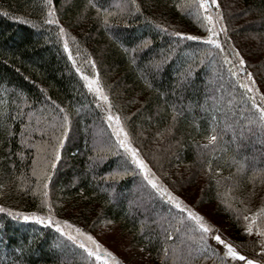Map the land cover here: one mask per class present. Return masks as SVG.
Listing matches in <instances>:
<instances>
[{"label": "trees", "instance_id": "trees-1", "mask_svg": "<svg viewBox=\"0 0 264 264\" xmlns=\"http://www.w3.org/2000/svg\"><path fill=\"white\" fill-rule=\"evenodd\" d=\"M95 2L115 15L98 13L89 0H52L48 6L44 0H0V207L45 217L50 210L55 219H71L84 229L111 222L147 253L150 264H184L189 248L205 247L198 233H186L177 223L178 209L142 186L138 170L111 138L79 67L100 80L133 146L169 191L170 178L195 172L201 180L193 184L202 203L214 205L217 215L227 220L231 239L250 250L254 237L243 233L242 219L238 221L228 204L241 208L243 200L255 207L264 197V183L257 175L264 168V129L249 123L256 117L238 81L251 87V68L239 65L231 28L222 23L224 53L211 48L208 55L210 46L202 41L179 42L169 35H206L191 14V0H136L138 12L129 0ZM238 3L241 14L250 16L243 31L264 44V0ZM48 7L55 12L56 24L45 22ZM60 28L70 41L60 35ZM65 42L76 66L64 51ZM90 56L95 72L90 63H83ZM224 56L232 64H226ZM64 115L69 117L68 132L57 167L47 169L52 175L45 189L41 157H51ZM212 127L219 133L215 152L198 147L208 143L205 137ZM232 157L245 164L243 173L237 172ZM209 160L211 171L206 167ZM169 233L172 239H167ZM208 245L195 264H217L218 246L210 238ZM82 256L83 250L54 228L0 212V264H85Z\"/></svg>", "mask_w": 264, "mask_h": 264}, {"label": "snow or ice", "instance_id": "snow-or-ice-1", "mask_svg": "<svg viewBox=\"0 0 264 264\" xmlns=\"http://www.w3.org/2000/svg\"><path fill=\"white\" fill-rule=\"evenodd\" d=\"M45 6L51 5L52 0H44ZM132 8L135 11H139V6L136 4V0H129ZM89 5L97 8V12H104L107 15H115L113 12H109L107 8H103L102 5H98L95 0H89ZM195 7V12L191 13L195 15L196 19L201 22V27L204 28L206 35H191L185 34L180 31H172L169 33L170 36L176 37L179 42L184 40L187 41H202L205 45L210 46L208 50V55H212L211 48L219 49L220 53H224L222 43L219 39V35L224 33L226 36V29L222 24V17L219 10L218 0H191L189 7ZM215 6V11L213 8ZM116 8H119L121 11L124 10L125 6L121 4H116ZM47 24H56V15L54 10L51 7H48L47 19L45 21ZM105 24H107V18L105 17ZM157 27H161L157 25ZM161 31H166V29L161 28ZM60 35H64V29L60 28ZM64 51L68 53V59L73 61V66H76L75 60L69 51L67 42L64 44ZM234 55L239 58V53L234 52ZM224 61L226 64H232V61L228 59L227 56H224ZM95 72L96 65L92 63L91 60L88 61ZM245 61L239 59V65L243 66ZM230 75L236 76V71L232 68L228 69ZM77 72L80 73L81 79L84 81V87L92 94L95 98L97 107L104 113V122L107 124L108 129L110 130L111 138L114 139L115 145L119 149H123L124 155L128 158V163H130L134 170H138V174L142 179V186H147L158 194L162 199L166 198L167 202L171 203L176 209H178L180 214V219L177 223L181 224L184 228V231L189 234L198 233L197 239L205 245L204 248H189L185 254L184 264H195V261L198 259L199 255L202 252L208 251L211 246L208 245V239L216 242L218 246V251L215 253L217 264H264V197H261V202L259 206L249 207L244 203L243 200H240V203L243 205L241 208L234 207L231 203L228 204V207L236 213L238 221L242 219L243 221V233L249 237H254L249 243L251 244L252 251L242 250V246L236 244L233 240L225 238L222 234H219L218 230H214L212 226L205 221V218L183 205L180 199L173 195L171 191L161 182V179L157 174L152 170L149 164L141 157L140 152L136 147L133 146V143L130 139L129 133L126 131L123 118L120 115L114 114L113 104L111 103L109 96L105 93L100 80L92 74H84L81 72V69L77 67ZM252 74L247 73V80L252 81ZM240 87L245 89L244 95L247 97V102L251 103V109L254 119H250L249 123L258 124L262 129H264V95H260L254 88L250 87L248 83L238 81ZM248 93H252L251 96H248ZM260 95L259 101H257L256 96ZM2 103V102H0ZM56 107L59 108V105ZM254 110V111H253ZM59 111L63 113L65 109L59 108ZM258 114V116L256 115ZM32 114L29 113V116ZM216 117L213 116L212 120H215ZM68 115L62 117V125L58 131H61L62 135L56 138V144L51 145L52 154L48 160H44L41 157L43 163V168L40 170V175L45 177L43 186L46 189L48 187L47 178L52 175L47 169L56 168V162L61 159L60 147L64 143L63 136L68 132ZM2 126V125H0ZM171 132V128L168 129ZM55 138V137H54ZM208 143L204 145H198L203 149L211 148L213 152L216 151L215 145L219 139V133L216 129L212 127L210 129L209 135L205 137ZM48 145H45V148H38V152L44 151ZM226 151V150H225ZM232 161L237 165V172L243 173L245 171V164L236 160L235 157H232ZM37 160H33V164H37ZM206 167L211 171L212 161L209 160ZM219 171V168H217ZM33 175H37L36 169H33ZM257 175L261 176V183H264V168L258 170ZM225 179H232V177H226ZM254 179V177H253ZM219 184L220 181H217ZM239 182L237 181V184ZM2 187V186H0ZM47 195V192L44 193ZM250 195H255V192L250 190ZM234 199H240L239 197H234ZM45 206L46 202H45ZM0 212H7L9 216L13 218H21L24 220H34L38 224H46L49 227L55 229L61 237L66 238L70 241L72 245L76 248L83 250V253L86 256H82L81 259L85 261V264H120V261L114 256V254L109 251L107 248L103 247L93 235L84 231L81 227L76 226L73 223H70L67 219L59 220L55 219L49 210V214L45 216L37 215L36 212L25 214L23 212L13 213L10 210H6L0 207ZM187 213V216L183 215ZM175 219V217H173ZM177 232L180 229H176ZM214 231L217 234H213ZM167 239H172L171 233L168 234ZM183 243V241H181ZM256 244H259V253H256ZM178 249H173L174 258L177 256ZM165 257L168 253L165 250ZM206 258V257H205Z\"/></svg>", "mask_w": 264, "mask_h": 264}, {"label": "rangeland", "instance_id": "rangeland-1", "mask_svg": "<svg viewBox=\"0 0 264 264\" xmlns=\"http://www.w3.org/2000/svg\"><path fill=\"white\" fill-rule=\"evenodd\" d=\"M218 5L221 17H223L222 23L229 26L231 28V33L234 35L233 39L236 43L235 50L240 53L239 59H243L251 68L249 73L255 75L252 77V81H250L251 87L258 91L260 95H264V44L253 34L243 31L250 21V16L241 14L242 10L238 0H218ZM213 11H215V6ZM66 35L65 33L63 36L70 41L72 38H68ZM88 57L83 63H87L91 60L92 57ZM255 78H257V81ZM200 180L201 178L195 172L186 171L182 176L170 178L169 182L170 185H172L173 195L177 196L183 205H187V207L203 216L205 221L209 223L214 230H218L219 234L232 240L229 236L230 231L228 229L227 220L219 214L217 215L214 205L209 206L204 202L202 203L200 194L198 193V187L195 190L193 183H197L196 185H198ZM133 206L138 208L139 205L133 204ZM69 221H71V219ZM82 229L93 235L103 247L111 251L117 260L120 261V264H150L147 259H151L148 258L147 253L135 245L131 237L117 227L116 224L103 222L95 228ZM213 234L217 233L214 231ZM255 250L256 253H259L258 248ZM246 251L251 252L252 248Z\"/></svg>", "mask_w": 264, "mask_h": 264}]
</instances>
